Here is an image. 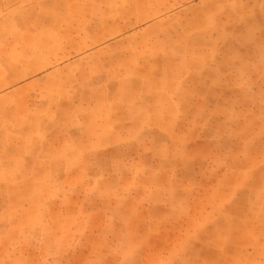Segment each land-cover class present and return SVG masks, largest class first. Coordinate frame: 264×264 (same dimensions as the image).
<instances>
[{
  "label": "crops",
  "instance_id": "obj_1",
  "mask_svg": "<svg viewBox=\"0 0 264 264\" xmlns=\"http://www.w3.org/2000/svg\"><path fill=\"white\" fill-rule=\"evenodd\" d=\"M259 44L264 0H0V186L9 205L0 219L26 188L53 212L49 225L71 220L77 210L59 216L57 205L87 185L93 163L113 160L95 157L149 141L137 163H103L96 194L72 204L88 219L89 204L119 203L135 220L160 206L153 234H168L169 220H196L209 239L195 249L231 257L197 264L264 252V114L251 111L264 105V54L249 62ZM190 122L213 134L196 181L184 174L188 148L175 144L190 141ZM116 171L125 173L109 178ZM56 244L38 252L78 245Z\"/></svg>",
  "mask_w": 264,
  "mask_h": 264
},
{
  "label": "rangeland",
  "instance_id": "obj_2",
  "mask_svg": "<svg viewBox=\"0 0 264 264\" xmlns=\"http://www.w3.org/2000/svg\"><path fill=\"white\" fill-rule=\"evenodd\" d=\"M258 47L256 52L252 48L249 49V62H255L252 57L261 53L264 54V48H261L260 44ZM260 103H258L257 108L251 110L254 116L264 114V105L261 103L262 108ZM188 126H190V141L186 142L175 138V144L180 148H188L183 167L186 165L189 172L184 171V174L196 181L201 166L212 158L209 154L212 149L209 142L213 139V134H210L208 126L205 127L203 124L198 125L190 122ZM148 142L139 141L135 145L121 148L119 153H125L123 156L121 154L97 156L95 162L100 163L103 158H106L113 159L106 161L109 163L117 164L120 161L137 163L140 158L139 155L147 150ZM195 142L199 144L193 145ZM190 144L191 146L188 147ZM135 151L138 153L136 154ZM174 152L176 153V150ZM141 159L146 161L148 157ZM103 163L99 165L93 163L87 173L83 174L87 176V185H78L70 195L63 198L61 204L57 205L62 208L59 216H67L65 212L70 211L71 208L72 211L77 210V213L72 215L71 220L61 221L56 227L49 225V218H44L45 215H53V212L48 213L41 208L42 205L37 202L33 189H19L20 193L22 190L26 192L24 200L21 196L15 198L10 217L0 219V232L10 229L7 235L5 234L0 238V264H39V261L46 264L47 261L55 259L65 262V264H191V262L197 264V260L203 258L211 261L217 259L224 261L231 258L230 256L215 257L216 253H204L200 249H195L199 240L203 242L205 239H209L205 235L196 234L197 221L195 219L194 223H187L184 220L183 222L179 221V223L173 221L171 224L170 220L167 221L168 228L166 225L165 228L168 229V234L165 235L161 234L160 231L156 234H153V231L150 232V227L152 229L159 228L161 223L160 218L163 216L164 209L160 206L153 210L156 217L139 215L142 218L135 220V218L126 215L119 203L114 202L107 206L100 205L98 207H92L94 205L89 204L87 209L94 208L95 216L90 219L86 218L83 204L75 205L72 204V201L77 202L79 198H82L85 191L96 194L98 184L94 180L107 178V173L102 168ZM124 173L116 171L110 174L109 178L116 180ZM180 173L182 172L180 171ZM5 191V187L0 186V213H5L9 206L6 202ZM193 192L195 194L197 190L195 189ZM104 207L106 208L105 213L103 212ZM174 210L180 215H186L190 208L184 204ZM194 210L196 211V208ZM175 217L179 216L175 215ZM134 222L138 224L127 225L129 223L134 224ZM188 224L189 228H187ZM186 230L189 231V234L186 233ZM54 231H56L55 235H53ZM52 235L53 238H51ZM249 240L252 241V238ZM55 243L61 245L64 251L70 246L78 245L71 252L65 251L61 254L55 251L38 252L39 247L54 245ZM213 243L211 241L209 244L213 245ZM167 245L173 247L174 250L166 251ZM247 259H249V264H264V252L263 250H251L248 256L246 253H242L238 257L241 264H245Z\"/></svg>",
  "mask_w": 264,
  "mask_h": 264
}]
</instances>
